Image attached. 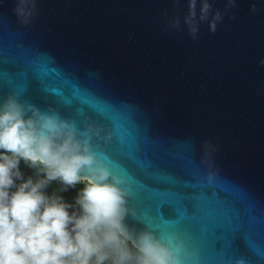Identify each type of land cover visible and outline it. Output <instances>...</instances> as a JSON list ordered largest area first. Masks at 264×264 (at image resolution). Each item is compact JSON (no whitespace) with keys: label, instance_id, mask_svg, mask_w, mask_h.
<instances>
[{"label":"water","instance_id":"95a60500","mask_svg":"<svg viewBox=\"0 0 264 264\" xmlns=\"http://www.w3.org/2000/svg\"><path fill=\"white\" fill-rule=\"evenodd\" d=\"M17 3L0 0V101L99 128L126 223L174 232L189 264H264V0L198 40L187 0H35L27 23Z\"/></svg>","mask_w":264,"mask_h":264},{"label":"clouds","instance_id":"9594fccd","mask_svg":"<svg viewBox=\"0 0 264 264\" xmlns=\"http://www.w3.org/2000/svg\"><path fill=\"white\" fill-rule=\"evenodd\" d=\"M178 6L182 0H172ZM187 0L183 25L193 40L207 23L217 31L231 16L237 0ZM35 0H18L15 12L27 23ZM255 12L256 6L252 4ZM167 15V13H165ZM234 18V17H233ZM181 18L173 13L169 30ZM264 64V60L261 61ZM100 129L79 128L49 107L41 110L15 94L0 101V264H189L197 254L173 233L157 234L146 226L127 223V190L106 157L95 150ZM105 141L111 136H104ZM21 160L35 170L36 179L23 178ZM16 180L22 182L17 185ZM58 181L66 191L82 184L75 205L45 189ZM15 188V191H10ZM75 208V211L69 209ZM236 264H245L243 259Z\"/></svg>","mask_w":264,"mask_h":264},{"label":"flooded vegetation","instance_id":"af4514ba","mask_svg":"<svg viewBox=\"0 0 264 264\" xmlns=\"http://www.w3.org/2000/svg\"><path fill=\"white\" fill-rule=\"evenodd\" d=\"M19 168L25 180L29 177H32L34 180L37 178L35 175V170L26 166L23 160H21ZM21 182H22L21 180H16L17 185H19ZM61 188L62 186L58 181H53L44 191L47 195H52L55 193L61 196L66 203L75 205V198L77 196V193L80 191V189L83 188V185L78 184L75 188H68L66 191L60 190ZM15 190L16 189L13 188L10 191H15ZM75 210L77 209L75 208L69 209L70 212Z\"/></svg>","mask_w":264,"mask_h":264}]
</instances>
